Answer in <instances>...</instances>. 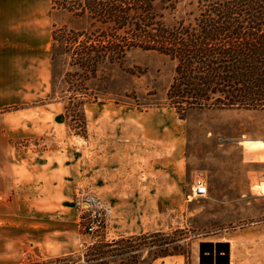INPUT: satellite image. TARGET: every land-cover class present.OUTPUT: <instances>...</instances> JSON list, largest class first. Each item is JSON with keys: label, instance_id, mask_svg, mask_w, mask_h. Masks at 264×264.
Returning a JSON list of instances; mask_svg holds the SVG:
<instances>
[{"label": "rangeland", "instance_id": "obj_1", "mask_svg": "<svg viewBox=\"0 0 264 264\" xmlns=\"http://www.w3.org/2000/svg\"><path fill=\"white\" fill-rule=\"evenodd\" d=\"M198 11L192 0H180L172 10L158 8L163 15L161 22L168 27L181 19L185 24L193 22ZM78 23L75 29L55 24L50 92L25 107L37 111L44 106L46 110L37 112L46 116L44 121H48L49 129L65 130L63 144L78 148L86 156L90 150V134L95 130L122 128L130 134L136 131L149 133L167 128L165 124L159 126V120L174 122L180 136L178 144L186 146L189 155L186 168L185 152L175 163L178 174L182 175L179 183L183 197L158 202L154 211H150L153 202H120L122 214L126 213L123 214V225L135 227L140 222H136L135 215L144 214L146 226L154 219L156 222V228L149 232L166 231L173 239L183 238L178 243L187 254L160 258L154 264H264V109L196 108L188 110L181 118L165 100L166 89L174 74V60L157 51L132 47L121 62H112L105 49L108 41L92 39L87 42L84 36L71 33L81 30L105 32L106 26L95 24L92 27L87 18L78 19ZM19 107L5 106L0 112ZM207 138L221 141L223 159L219 176L209 174L201 167L202 144L206 148ZM246 139L254 141L241 143ZM122 140L135 138L130 136ZM237 146L242 149L246 146L249 153H234L233 148ZM196 176L202 177L207 185V194L203 197L192 195ZM215 182H220L229 191L242 193L240 199L219 200L217 190L212 189ZM88 187L79 186L76 191ZM93 190L110 207L108 201L95 188ZM76 210L78 235L74 252L53 256L58 251L53 252L49 243L47 249L26 246L20 257H12L10 247L16 234L6 231L0 232V264H41L57 257L80 254L85 245L99 238L119 237L115 229L109 228L111 211L106 226L95 234H88L79 219L77 207ZM177 228L183 229V233H172Z\"/></svg>", "mask_w": 264, "mask_h": 264}, {"label": "crops", "instance_id": "obj_2", "mask_svg": "<svg viewBox=\"0 0 264 264\" xmlns=\"http://www.w3.org/2000/svg\"><path fill=\"white\" fill-rule=\"evenodd\" d=\"M78 19L54 8L52 0H0V108L21 106L0 112V232L16 234L10 247L12 257H20L26 246L47 249L49 243L53 252L58 251L53 256L75 251L74 196L79 186L95 188L108 201L109 228L115 229L116 236L156 228L155 219L145 225L144 214L135 215L136 222L140 221L135 227L123 225L126 213L122 214L120 202H153L150 211H154L158 202L183 197L179 183L182 175L175 163L185 152L186 168L189 155L186 146L183 149L178 144L180 136L174 122L159 120V126L165 124L167 128L149 133L130 134L122 128L95 130L90 134L86 156L78 148L63 144L65 130L49 129L46 116L37 112L46 110L44 106L37 111L25 107L50 92L55 24L75 29ZM130 136L135 140L121 141ZM220 142L207 138V146L203 143L201 150V167L217 176L223 159ZM244 147H234L233 152L246 155L249 149ZM212 189L217 190L219 200H237L242 195L220 182Z\"/></svg>", "mask_w": 264, "mask_h": 264}, {"label": "trees", "instance_id": "obj_3", "mask_svg": "<svg viewBox=\"0 0 264 264\" xmlns=\"http://www.w3.org/2000/svg\"><path fill=\"white\" fill-rule=\"evenodd\" d=\"M179 1L52 0V6L89 19L92 27L106 26L105 32L70 31L87 42L108 41L112 62H121L132 47L174 60L165 100L181 118L196 108L264 109V0H192L199 9L193 22L165 26L158 8L172 10ZM179 239L166 231L99 238L80 254L41 264H152L187 254Z\"/></svg>", "mask_w": 264, "mask_h": 264}, {"label": "built area", "instance_id": "obj_4", "mask_svg": "<svg viewBox=\"0 0 264 264\" xmlns=\"http://www.w3.org/2000/svg\"><path fill=\"white\" fill-rule=\"evenodd\" d=\"M192 186L193 196L203 197L207 194V185L202 177L196 176ZM74 204L79 210V219L88 234H95L106 226L110 207L97 193L80 188L76 191Z\"/></svg>", "mask_w": 264, "mask_h": 264}, {"label": "bare ground", "instance_id": "obj_5", "mask_svg": "<svg viewBox=\"0 0 264 264\" xmlns=\"http://www.w3.org/2000/svg\"><path fill=\"white\" fill-rule=\"evenodd\" d=\"M264 186V185H263Z\"/></svg>", "mask_w": 264, "mask_h": 264}]
</instances>
